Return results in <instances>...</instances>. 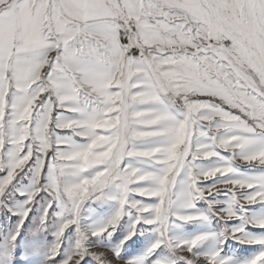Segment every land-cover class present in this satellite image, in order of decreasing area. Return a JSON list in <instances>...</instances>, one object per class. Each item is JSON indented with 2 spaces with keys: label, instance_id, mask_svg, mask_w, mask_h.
<instances>
[{
  "label": "snow or ice",
  "instance_id": "1",
  "mask_svg": "<svg viewBox=\"0 0 264 264\" xmlns=\"http://www.w3.org/2000/svg\"><path fill=\"white\" fill-rule=\"evenodd\" d=\"M0 264H264V0H0Z\"/></svg>",
  "mask_w": 264,
  "mask_h": 264
}]
</instances>
